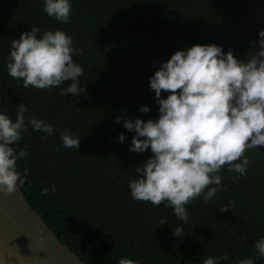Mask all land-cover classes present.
Masks as SVG:
<instances>
[{
	"label": "trees",
	"instance_id": "obj_1",
	"mask_svg": "<svg viewBox=\"0 0 264 264\" xmlns=\"http://www.w3.org/2000/svg\"><path fill=\"white\" fill-rule=\"evenodd\" d=\"M240 1L70 0V21L62 23L43 11L44 0H0V113L14 121L19 104L28 109L23 139L12 145L17 152L27 151L17 161L25 180L19 188L85 264H119L125 257L138 264H203L208 257L223 256L217 264H239L249 257L264 264L255 250V242L264 238V151L245 153L251 163L243 176L222 168L218 174L226 190L208 202L201 196L186 205L187 223L166 203L134 200L128 186L152 153L150 148L129 150L135 132L123 121L159 115L149 86L154 74L149 60L212 43L247 60L252 51L229 20ZM32 27L40 29L38 38L62 30L73 38L74 48L83 49L73 55L83 69L79 94L60 95L71 81L36 89L9 76L11 41ZM144 106L148 112L140 111ZM29 115L79 137V148L64 147L59 131L51 136L34 131ZM230 203L232 209L220 210ZM162 218L167 222L159 224ZM177 227L183 228L181 237L173 234Z\"/></svg>",
	"mask_w": 264,
	"mask_h": 264
},
{
	"label": "clouds",
	"instance_id": "obj_2",
	"mask_svg": "<svg viewBox=\"0 0 264 264\" xmlns=\"http://www.w3.org/2000/svg\"><path fill=\"white\" fill-rule=\"evenodd\" d=\"M71 10L70 0H44L43 11L59 22L68 23ZM38 32L39 28L32 27L12 39L9 76L22 80L24 88L36 89H51L71 81L60 95L79 94L83 69L74 62L73 55L82 54L83 49L74 48L73 38L62 30L45 31L39 38ZM259 37V50L251 52L245 61L234 56L231 49L225 53L215 43L194 44L175 51L150 77L149 86L159 105L158 118L123 121L127 130L135 132L129 150L143 153L150 148L152 153L135 169L138 177L129 182L134 200L154 206L166 203L176 217L187 223L186 205L201 196L208 202L226 190L218 174L222 168L246 174L251 161L245 153L264 147V30ZM162 92L168 95L162 97ZM27 111L25 104H19L14 121L0 113V191L14 192L25 182L17 161L26 157L27 151L21 148L17 152L12 145L23 139ZM140 111L148 112L149 108L144 106ZM27 120L34 131L49 136L59 131L64 147L79 148V137L54 129L32 115ZM120 120L117 116L116 122ZM124 139L121 133L120 142ZM232 207L230 203L220 210ZM166 222L162 218L159 224ZM173 234L181 237L183 228H175ZM255 250L256 255L264 257V238L255 242ZM226 258L208 257L203 264H217ZM119 264L138 262L125 257ZM239 264L254 261L249 257Z\"/></svg>",
	"mask_w": 264,
	"mask_h": 264
},
{
	"label": "water",
	"instance_id": "obj_3",
	"mask_svg": "<svg viewBox=\"0 0 264 264\" xmlns=\"http://www.w3.org/2000/svg\"><path fill=\"white\" fill-rule=\"evenodd\" d=\"M229 20L247 48L258 51L259 32L264 30V0H241ZM167 60L151 58L149 65L155 72ZM255 149L264 151V147ZM0 264L85 263L59 240L17 187L11 193L0 191Z\"/></svg>",
	"mask_w": 264,
	"mask_h": 264
}]
</instances>
